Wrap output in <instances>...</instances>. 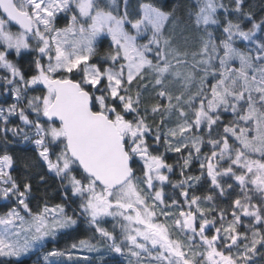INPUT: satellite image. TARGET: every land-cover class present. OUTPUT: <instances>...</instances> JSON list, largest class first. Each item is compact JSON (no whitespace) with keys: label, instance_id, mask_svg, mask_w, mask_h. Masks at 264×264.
Returning <instances> with one entry per match:
<instances>
[{"label":"snow or ice","instance_id":"obj_1","mask_svg":"<svg viewBox=\"0 0 264 264\" xmlns=\"http://www.w3.org/2000/svg\"><path fill=\"white\" fill-rule=\"evenodd\" d=\"M129 5L130 0L120 4L117 0H0V69L6 72L0 76V87L11 91L15 100L6 108L0 106L4 125L0 131L31 140L39 164L46 169L38 173L40 182L46 184L49 176L58 178L62 186L66 182L72 195L80 198V213L101 238L112 241L111 252L123 255L124 248L100 227L99 220L119 216L126 222L121 225L124 240L129 254L137 257L136 264H143L142 253L148 264H249L258 253L257 245L264 246V232L255 229L249 237L237 228L241 213L264 224V35L257 37L258 31L264 33V19L258 22L246 10V0H187L181 7L169 0H141L134 19ZM60 13L71 14L63 28L55 26ZM233 13L239 16L230 18ZM241 18L250 25L247 30ZM13 24L20 31L13 32ZM212 26L221 29L219 38ZM104 38L110 42L102 62H90L97 54V42ZM237 40L254 47L237 46ZM192 42L198 45L194 51ZM13 50L18 57L22 50L37 53L34 74L26 77L9 59ZM74 73L79 79L73 78ZM149 85L156 97L167 100L151 106L153 116L161 115L155 130L147 122L148 108L141 107ZM41 87L39 95L27 96V90ZM25 98L35 120L20 106ZM173 112L179 122L162 131L165 116ZM224 113L233 117L227 123ZM16 114L35 129L34 139L23 128L7 127ZM202 126L208 130L210 155L200 160L201 175L189 176L186 170L194 158H200L204 144V137L193 132ZM214 126L223 128L218 138H211ZM4 139L10 143L6 135ZM161 141L165 151L188 150L187 156H181L183 179L173 187L193 188L205 169L212 191L218 190L221 197L233 187L230 183L225 187L221 178L237 182L243 197L233 201L227 225L221 210L216 227L217 219L207 218L215 208L201 207V197L189 196L187 190L180 193L187 210L177 200L165 204L163 186L172 181L164 170L173 172V165L150 151ZM137 158L143 161L139 177L133 168ZM225 159L227 167H219ZM12 166L11 155H0V184L5 185L0 197L17 201V207L0 215V257L20 264L22 257L43 248L46 238L75 226L77 219L75 210L68 215L60 204L32 213L26 202L32 185L25 182L22 190L8 171ZM250 193L259 195V205L252 203ZM21 207L29 220L21 215ZM158 215L171 218L172 224L158 222ZM173 228L182 238H173ZM210 228L215 229L212 235L207 234ZM79 247L92 251L95 245L80 240ZM62 255L53 249L43 261L54 264L50 258Z\"/></svg>","mask_w":264,"mask_h":264},{"label":"trees","instance_id":"obj_2","mask_svg":"<svg viewBox=\"0 0 264 264\" xmlns=\"http://www.w3.org/2000/svg\"><path fill=\"white\" fill-rule=\"evenodd\" d=\"M141 2V0H130V6L133 7L135 10L138 9V3ZM143 2H148V0H143ZM163 2V0H161ZM170 3H175L177 7H181L184 3L187 2V0H169ZM224 3H228V0H223ZM246 10H251L252 13L254 14L255 18L259 22L261 19H264V0H246ZM219 15L223 16V11L220 10ZM239 16V14L233 13L230 18H235ZM241 26L247 30L250 25L248 24L247 20L244 18H241ZM56 24L59 25L60 27L66 26L69 21L66 20V17L64 19L63 15L56 17ZM14 29L19 30L18 28L12 26ZM212 30L214 32V35L216 37L221 36V29L216 28V26H212ZM264 35V33H261L260 31L257 32V37H260ZM110 38H104L101 39L97 42V54L96 56L92 57V62H102V56L104 53L108 50ZM177 44L178 46L183 48L182 41L180 40L179 37H177ZM237 46L240 47H248V48H253L254 45L248 44L246 42H242L237 40L236 41ZM33 47H35V44L32 42ZM191 50H196L198 48V45L195 42H192L190 45ZM3 49V46L0 45V50ZM37 56V53L35 51H27L24 50L21 52V55L18 57L15 53V51H12L9 57L21 68V70L24 72L25 76L28 77L35 72V65L33 64L34 58ZM238 63V62H237ZM6 72L4 69H0V76L5 75ZM73 78L79 79L78 74H73ZM41 88H37L36 90L29 89L27 90V96H34V95H39L42 91ZM174 92L176 94L179 93V89L173 86ZM15 100L13 99V94L11 91L4 92L3 88L0 87V106L7 107L8 105L14 103ZM27 103V99L25 98L24 100L21 101L20 106L25 107ZM157 103L161 104H167L166 99H161L156 97L155 92L153 91L151 85H149L148 89L143 92L142 94V109L144 107H147L149 110V115H148V123L153 125V130H155L156 125H160L161 121V115L156 114L152 115L151 114V106ZM26 113L30 116V119L35 120L36 119V114L31 111V109H28L25 107ZM131 118V117H129ZM233 117L231 113H224L223 114V121L227 123L229 120H231ZM43 122V121H42ZM177 119V114L173 112V114L168 117L165 116V123L164 125H161V130L166 131L167 128L175 127L178 123ZM4 125L0 123V128H3ZM8 128L12 127H19L23 128L24 132H26L31 139L35 138V129L34 128H29L25 126L22 121L19 119V115H13L9 118V123L7 125ZM223 128L219 127L217 128L214 126V130L211 134V138H218V133H222ZM193 134H198L202 135L204 137V144L201 146V153H200V158L199 159H193L191 165L189 168L186 170V174L189 176H199L201 175V169H200V160L204 159V156L210 155L211 151V145L207 143V140L209 139L208 136V130L205 126L201 127V130L197 132L194 130ZM5 135L7 136V141L6 142L4 137ZM177 139H180V137H177ZM149 144H152V139L151 137L149 138ZM233 141L232 139L229 140V143L231 144ZM35 148L34 144L31 143V140L25 141L23 138V135H17L14 136L12 132H7L4 133L0 131V155H3L5 153L10 154L13 151H23V152H28L29 149ZM150 151L153 152V154H161L164 156L165 161L168 164L173 165V172L172 178L170 181L173 184L174 181H178L183 179L180 175V165L183 163L181 156H187L188 155V150L187 149H182L181 153H176L172 151H165V146L163 145V141H161V144L159 146H154L150 148ZM22 155L23 158V164L22 166L24 167L25 171L23 174V178L27 179L32 173H30V170L33 169L30 162H29V153H23ZM193 156L195 157L196 154L193 152ZM21 159V158H20ZM22 160V159H21ZM228 160L225 159L222 161L223 167H227L228 165ZM26 165H28L26 167ZM133 168L135 170V173L137 176H142V171H140V167L137 163V161L133 164ZM206 170V169H205ZM204 170V174L206 173ZM78 175V173H77ZM204 176V175H203ZM201 177V180L203 178ZM201 180L198 183H194L193 188H188V191L190 193V196L196 195V196H201V198L206 197L207 195L211 194L213 195L214 199L212 200L213 202L215 201L216 197L218 195L212 191L211 188H203L200 187V184L202 183ZM225 184V187L227 184H232L233 187L232 189L227 190L228 194L226 196H223L222 199L226 203L224 205H227V210L232 209L233 206V201L237 197H243V194L241 193V190L237 184V182L234 181V179L229 178V177H223L222 182ZM5 185L0 184V187H4ZM49 183H38L34 184V188L37 187V189H32L31 194L29 195L27 202L28 204L31 203L32 199L35 196H39L40 198H45L47 196V188H49ZM251 187V186H249ZM166 192H167V197L169 199V202H172V200H177L180 203V197L176 194V190L170 188V186L164 187ZM177 190L180 189L179 187L176 188ZM64 196L59 203L65 206V211L67 212L68 215H73L74 210H75V216L74 218L77 219V224L73 227L67 228V229H61L57 232L56 236L52 240V238L48 239V247H51V249H55L57 251H61L64 253V255L59 256V257H53L50 258L54 264H126L125 261L119 260V256L115 255L113 252L109 250V245L107 243V240L103 239L100 237L99 233L95 231V228L88 223V220L85 219L84 217L81 216V214L78 213V201L77 199L72 195L71 190L67 188V198L65 195L66 189L64 190ZM253 199L252 203L253 204H260V199L258 194H253ZM46 200V199H44ZM17 204L16 197H11L9 199H5L3 197H0V215L5 214L9 209L14 207ZM201 204H203L201 202ZM209 208V205H207ZM201 207H204L203 205ZM224 208V207H223ZM226 208V207H225ZM229 218V217H228ZM231 221V218L228 220H225V225H227V222ZM106 224L109 222L108 220H105ZM244 228L241 230V233L247 232L249 234V237L251 236V232L255 229H260L262 232H264V224H256L254 222L253 218L248 217L247 219L243 221ZM249 229V230H248ZM80 240H86L89 243L95 245V248L93 251H84L87 253V259L85 257L83 258H76L75 252H72L73 249L72 245L79 243ZM260 248L258 250V253L253 256V259L263 261L264 260V248L262 245H257V248ZM263 248V249H262ZM50 250V249H49ZM49 250H46L44 252L47 253ZM43 254V255H44ZM258 258H257V257ZM0 264H16V262L11 261L7 262L5 261V258L0 257ZM20 264H45L43 261V256L37 255L36 252H32L28 254L26 257H22Z\"/></svg>","mask_w":264,"mask_h":264},{"label":"rangeland","instance_id":"obj_3","mask_svg":"<svg viewBox=\"0 0 264 264\" xmlns=\"http://www.w3.org/2000/svg\"><path fill=\"white\" fill-rule=\"evenodd\" d=\"M120 3H121V0H117V4H120ZM129 11H130L131 17L133 19L134 18H138V15H139L138 9L135 10L133 7H131L129 5ZM62 15H63L64 19L66 17V20L69 21V18H70V15H71L70 13H60V14L57 15V17L62 16ZM55 26L57 28L65 27V26L60 27L59 25L56 24V22H55ZM11 30L13 32L20 31V30L14 29L13 27H11ZM32 42L35 44L34 40L30 41L31 44H32ZM140 42L143 43L144 41L141 40ZM96 47H97V44H96ZM22 51H24V50H22ZM9 59L12 60L10 57H9ZM90 62H92V61H90ZM93 63H96V62H93ZM105 66H107V65H105ZM29 118H30V116H29ZM23 153H29V159H30L29 162H30V164H31V166L33 168V169L30 170V173H32V174L27 179L23 178V174H24V172H26L24 167L22 166L23 161H24L23 158H22V155H24ZM9 155H11L13 157V166L8 171H10V174L17 181V183L21 185V189L23 190V184L25 182H29L32 185V189H37L38 190L37 187L34 188V184L41 183L40 180H39L38 173H40L42 171H45L46 169H43V167L39 164L37 153H36V149L35 148H31V149L28 150V152L13 151ZM213 163H216V161H213ZM219 167L223 168L222 161H219ZM164 172H165L166 175L169 176L170 173H168L166 170H164ZM47 183H49V185H51V186H49V188H47V189H49V190H47V196L45 198H40L39 196H35L32 199L31 203L28 204L29 208L32 211V213L41 212L43 210V208L45 207V205H47L50 209L54 208L57 204L62 205L61 203H59V201L63 197H65L63 189L64 190L67 189V188L70 189V186H68L66 182H65L64 186H62L61 185V181L58 178L54 177V176L47 177ZM166 186H167V183H165V185L163 187H166ZM159 187H160V185L157 182V188H159ZM74 197L77 199L78 206H79V204L81 202L80 198L78 196H74ZM44 199H46V200H44ZM164 199H165V196H164ZM165 204L169 205L166 200H165ZM204 204L205 203L201 204V206L204 205ZM14 207H17V204ZM185 207L187 208L186 204H185ZM64 209H65V206H64ZM172 211L176 212L175 206L172 207ZM20 213H21L22 216L25 217L26 220H29L31 218L28 215V213H26L22 209V207L20 208ZM78 213L81 214L82 217L87 219V217L84 214L80 213L79 208H78ZM66 214H67V212H66ZM157 219H158V222L167 223L169 225L172 224V219L171 218H168L166 220L164 216L158 215ZM105 220H108L109 222L106 224ZM225 220H228V218H225ZM124 223H126V222H124L123 218L119 217V216H117V217L107 216V217H102L99 220L100 227H102V228L106 229L107 231H109L110 233H112L113 236L116 238L115 242L118 243V244H121L122 247L124 248V254L123 255L116 254L114 252L113 253L115 255L119 256L123 261H125L126 264H136L137 257H133V256H131L129 254V252H128V247L129 246L127 245V242L124 240V232H123L122 227H121V225L124 224ZM171 231L173 233V238H182L180 236L179 232L175 228L171 229ZM50 238H52V240L54 239L53 237L46 238V240L44 241L43 248H39L37 250H34L33 252H36L37 255H39V256H43V254H44V252L46 250L50 249L49 251H52L51 247L47 246L48 245V239H50ZM197 242H199V241H197ZM107 243H108V245H110L112 243V241H107ZM76 244L78 245L77 248H71V249H73L72 252H75L74 256H76V258L87 257L88 254L85 253L84 251L85 250L88 251V252H90V251L87 248L79 247V243H76ZM263 248H264V246H263ZM257 249L260 250L259 247ZM199 250L202 251L203 249H199ZM235 251H236V249L234 248L233 252L235 253ZM142 259H143V264H148V258H146V259L142 258ZM249 264H264V260L263 261H259V260H256V259H252V261H250Z\"/></svg>","mask_w":264,"mask_h":264},{"label":"flooded vegetation","instance_id":"obj_4","mask_svg":"<svg viewBox=\"0 0 264 264\" xmlns=\"http://www.w3.org/2000/svg\"><path fill=\"white\" fill-rule=\"evenodd\" d=\"M137 163H138V165H139V167H140V171H142V166H143V161H140L138 158H137ZM205 172H206V170H205ZM142 173V172H141ZM172 173H170L169 174V179L171 180V175ZM176 181H174L173 183H175ZM201 184H200V187H202V189L203 188H206V187H208V188H211V185H210V181H209V179L207 178V175H206V173L204 174V176H203V178H202V180H201ZM221 182H222V178H221ZM167 186L169 187L170 186V188H172V189H175L176 190V194L180 197V204L181 205H183V207H184V210H187V208L185 207V204H184V197L182 196V195H180V193H181V191H183V190H187L188 191V187H187V185H185V188L184 189H176L177 187H173V184H169V183H167ZM203 190H205V189H203ZM189 192V191H188ZM215 193L218 195V190L217 191H215ZM164 196H165V200L168 202V204L169 205H171V203L172 202H169V199H168V197H167V192H166V190L164 189ZM189 196H190V193H189ZM201 197V196H200ZM201 201H202V203H205L203 206L204 207H208L207 205H209V208H215V211H213V212H211V213H208L207 214V218L208 219H213V217H215L216 219H217V223H216V227H219L220 226V223H219V213H220V211L221 210H223L224 211V213H225V218H231L232 219V216H231V211H232V209H229V210H227V205H224V204H226L224 201H223V199H222V197L221 196H219L218 195V197H216V199H215V201L213 202V201H204V199L203 198H201ZM224 207V208H223ZM226 207V208H225ZM176 208V207H175ZM178 209L176 208V211H177ZM228 218V219H229ZM245 218L247 219L248 217H244L243 215H242V213H241V220H242V223L238 226V228H237V231L238 232H240L241 230H243V228H244V224H243V221L245 220ZM214 232H215V229L214 228H210L209 229V231L207 232V234L208 235H212V234H214ZM141 256H142V258H148L147 256H146V254H141ZM119 260H122L120 257H119Z\"/></svg>","mask_w":264,"mask_h":264},{"label":"water","instance_id":"obj_5","mask_svg":"<svg viewBox=\"0 0 264 264\" xmlns=\"http://www.w3.org/2000/svg\"><path fill=\"white\" fill-rule=\"evenodd\" d=\"M13 26H15V27L19 28V26H18V25H15V24H13Z\"/></svg>","mask_w":264,"mask_h":264}]
</instances>
